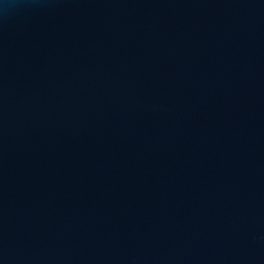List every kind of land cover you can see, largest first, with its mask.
Segmentation results:
<instances>
[{
	"label": "water",
	"instance_id": "1",
	"mask_svg": "<svg viewBox=\"0 0 264 264\" xmlns=\"http://www.w3.org/2000/svg\"><path fill=\"white\" fill-rule=\"evenodd\" d=\"M0 264H264V0H4Z\"/></svg>",
	"mask_w": 264,
	"mask_h": 264
},
{
	"label": "clouds",
	"instance_id": "2",
	"mask_svg": "<svg viewBox=\"0 0 264 264\" xmlns=\"http://www.w3.org/2000/svg\"><path fill=\"white\" fill-rule=\"evenodd\" d=\"M4 0H0V4H3Z\"/></svg>",
	"mask_w": 264,
	"mask_h": 264
}]
</instances>
